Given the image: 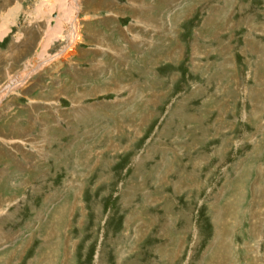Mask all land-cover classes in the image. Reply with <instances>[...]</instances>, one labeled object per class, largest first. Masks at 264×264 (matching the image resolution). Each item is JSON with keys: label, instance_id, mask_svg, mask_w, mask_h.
Listing matches in <instances>:
<instances>
[{"label": "rangeland", "instance_id": "rangeland-1", "mask_svg": "<svg viewBox=\"0 0 264 264\" xmlns=\"http://www.w3.org/2000/svg\"><path fill=\"white\" fill-rule=\"evenodd\" d=\"M50 2L0 0V264H264V0H79L41 59Z\"/></svg>", "mask_w": 264, "mask_h": 264}, {"label": "bare ground", "instance_id": "bare-ground-1", "mask_svg": "<svg viewBox=\"0 0 264 264\" xmlns=\"http://www.w3.org/2000/svg\"><path fill=\"white\" fill-rule=\"evenodd\" d=\"M78 1L79 0L76 1V4H75L74 0H58V1L51 0L50 4L48 3L50 5L49 6L50 13L55 8H58V11H59L58 16L59 17L56 18L55 25L51 29L46 27V30L44 31V33H46L47 36H46L45 42H44V44H43V46L39 52V55H38L39 58H41V59L44 58L46 49L48 48V46L52 43V41L54 39L58 38L59 40H61L66 36L63 34L64 28L67 29V31H68L69 42H70L69 46H71L73 43L76 42L77 37H78V22H77L75 16L79 10V2ZM48 21H49V19H48ZM48 21H47V23H48ZM69 53H70V50L66 49L64 51V53L59 55V56H68ZM55 57L57 58V56H55ZM14 83L8 84V86L6 88L8 89L10 86L16 87L17 85H14ZM221 253H222V251L218 250L216 252V254L214 255L213 259L215 261L220 260L218 256Z\"/></svg>", "mask_w": 264, "mask_h": 264}]
</instances>
